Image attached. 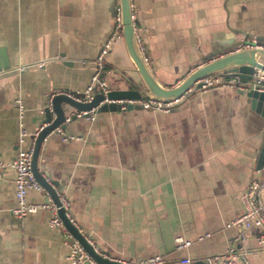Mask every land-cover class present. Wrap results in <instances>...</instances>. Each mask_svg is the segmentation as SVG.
<instances>
[{
	"label": "crops",
	"instance_id": "1",
	"mask_svg": "<svg viewBox=\"0 0 264 264\" xmlns=\"http://www.w3.org/2000/svg\"><path fill=\"white\" fill-rule=\"evenodd\" d=\"M143 57L160 83L243 39L264 48V0H129ZM118 0H0V158L32 145L51 92H82L93 57L114 22ZM259 44V45H258ZM131 62L111 39L100 77L126 83ZM219 73V71L215 72ZM226 75L225 73H222ZM22 107L18 111L14 98ZM118 99V98H117ZM117 102V100H114ZM63 113L73 107L61 102ZM54 114L50 113V118ZM264 117L239 87L187 89L168 110L105 109L72 116L42 138L36 164L68 200V212L96 249L117 260L160 254L188 264L233 245L236 264H264L253 232L228 224L254 168ZM24 130L19 142V131ZM49 195L28 188L26 201ZM13 170L0 175V264H67L62 232L38 208L17 216ZM188 239L179 245L176 237ZM193 264V263H192Z\"/></svg>",
	"mask_w": 264,
	"mask_h": 264
},
{
	"label": "built area",
	"instance_id": "2",
	"mask_svg": "<svg viewBox=\"0 0 264 264\" xmlns=\"http://www.w3.org/2000/svg\"><path fill=\"white\" fill-rule=\"evenodd\" d=\"M116 36H121L120 23H119V6L118 4L114 7V22L111 31L102 41L98 47L94 57H93V70L89 76L88 82L85 84L82 90V96L75 97L80 100H87L91 97L94 91H100L103 95L109 89L106 82L100 77V70L103 65V55L106 52L107 46L109 45L112 38ZM252 44L244 43L243 46H249ZM257 45V43H254ZM259 45V44H258ZM252 78L254 80L264 78V67L254 69L252 72ZM201 86L204 87L210 84H228L234 87L243 88L244 83L241 82L236 76L224 75L222 72L210 73L202 76L200 79ZM65 92V90H56L54 92ZM54 92H51L50 95ZM73 96L71 93H68ZM179 98V97H178ZM178 98H173L169 100H162L160 98L151 96H141L136 99H130L131 102L138 103L141 107L168 110L172 107ZM117 100V102H122L123 99H108L105 96L99 100L101 101ZM14 103L18 109L21 110L22 104L20 99L16 96L14 98ZM48 105V102L46 103ZM121 106H123L121 104ZM52 112V111H51ZM93 107L88 109H74L64 114L63 121L70 118L72 114L76 116H85L91 118L93 116ZM53 114V112H52ZM42 122L31 134L35 135ZM59 132L61 127L57 124L54 127ZM25 134L24 130L19 131V142L22 141V136ZM32 151V145L27 144L25 146L18 147L13 155L9 159L0 158V175L5 167H11L13 170V194L15 198V205L11 208V211L17 216H22L27 212L34 211L38 208H43L48 210L49 215L46 220L48 226L56 227L62 232L63 242L67 245L66 259L67 264H98L95 259L90 256L82 247L80 242L71 234V232L65 227L62 219L57 213V208L60 206L63 209L64 215L68 220L76 226L78 231L82 232L81 229L75 224L73 218L68 212L69 202L67 198L55 189L58 204H56L49 195L40 201H26L25 193L28 188H33L36 190L43 189L44 187L35 179L33 176L29 162ZM48 180V179H47ZM239 200L241 203V211L233 216L226 225L231 224L239 227L237 236L243 237L247 231L253 232V237L255 238L258 248L264 250V165L259 168H253L249 178L247 179L245 185L239 193ZM84 238L92 245V247L100 252L101 255L107 256L105 253L96 249L93 244L92 239L82 232ZM176 242L179 245L187 244L188 239H182L179 236L176 238ZM240 257V253L235 250L233 245L222 252H217L213 254H208L200 258L202 264H236V260ZM193 260L189 257H183L180 259L182 262L192 264ZM121 264H161L164 259L160 254H153L146 258L132 261V260H119ZM7 264V263H5Z\"/></svg>",
	"mask_w": 264,
	"mask_h": 264
},
{
	"label": "water",
	"instance_id": "3",
	"mask_svg": "<svg viewBox=\"0 0 264 264\" xmlns=\"http://www.w3.org/2000/svg\"><path fill=\"white\" fill-rule=\"evenodd\" d=\"M118 6L121 36L126 53L132 64L127 69L135 72L137 76L134 77L131 74L121 73L120 77L126 83L124 87H112L105 92V95L100 91H94L91 97L87 100L75 98L77 96H82V92L68 90L67 92L71 93L73 96H70L65 92H54L47 99L48 105L45 104L43 107V118L41 121L45 123L40 126L34 136L29 166L35 179L47 190L49 196L56 204H58V200L55 188L53 187L55 181L47 180L45 178L37 167L36 158L40 142L44 135L57 124H59L60 127L64 125V113L61 102L67 103L74 109H88L93 107L94 111L131 108L140 105L136 102H131L130 99H136L141 96H151L162 100L178 98L182 96L187 89L199 88L201 86V81L199 79L202 76L219 71L227 75L236 76L244 83V87L240 89L248 97L250 105L264 117V78L257 80L252 78V72L254 69L264 67V48L253 43L249 46H243L244 43H249L248 40L243 39V41L240 42V46L236 49H231L210 57L187 71L186 74L174 84L165 85L156 80L143 57L133 29V19L131 16L129 0H118ZM104 96L108 99L120 98L123 100L122 102H115L113 100H103L99 102ZM121 104L123 106H121ZM51 111L54 114L52 118H50ZM72 116H74V114H72L70 118ZM263 165L264 128L255 155L254 167L259 168ZM57 213L62 219L65 227L98 264H121L119 260L109 256H103L100 252L95 250L84 238L82 232L78 231L76 226L73 225L64 215L63 209L60 206L57 208ZM193 264H202V261L200 259H195L193 260Z\"/></svg>",
	"mask_w": 264,
	"mask_h": 264
}]
</instances>
